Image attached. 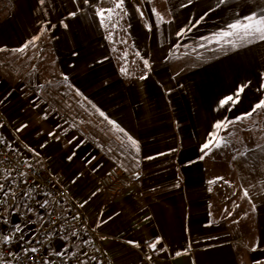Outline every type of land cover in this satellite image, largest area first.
I'll list each match as a JSON object with an SVG mask.
<instances>
[{
  "label": "crops",
  "instance_id": "1",
  "mask_svg": "<svg viewBox=\"0 0 264 264\" xmlns=\"http://www.w3.org/2000/svg\"><path fill=\"white\" fill-rule=\"evenodd\" d=\"M117 2L0 0L10 6L0 57L34 62V93L0 62V140L71 194L105 235L108 264L264 261V108L237 120L264 100V40L218 38L264 15V0ZM101 9L115 11L102 23ZM241 88L237 103L221 106ZM210 134L221 145L203 155ZM111 168L124 187L103 199L98 181ZM45 215L34 211V238ZM51 247L88 243L58 236Z\"/></svg>",
  "mask_w": 264,
  "mask_h": 264
},
{
  "label": "built area",
  "instance_id": "2",
  "mask_svg": "<svg viewBox=\"0 0 264 264\" xmlns=\"http://www.w3.org/2000/svg\"><path fill=\"white\" fill-rule=\"evenodd\" d=\"M0 182L4 188L0 197V264H79L83 257L88 264H108L99 243L105 235L88 222L76 200L44 168L1 140ZM124 182L119 169H109L98 181L103 199L119 195ZM38 209L46 215L34 238V211ZM28 223L33 224V232L22 236L21 228ZM58 236L85 241L88 248L54 250L51 243ZM33 248L37 251L32 252Z\"/></svg>",
  "mask_w": 264,
  "mask_h": 264
},
{
  "label": "snow or ice",
  "instance_id": "3",
  "mask_svg": "<svg viewBox=\"0 0 264 264\" xmlns=\"http://www.w3.org/2000/svg\"><path fill=\"white\" fill-rule=\"evenodd\" d=\"M40 2L43 3V0H40ZM219 2L221 4H223L225 2V0H219ZM85 3H88V0H85ZM122 6H123V0H119V2H117L115 4L116 9L122 8ZM105 11H107L109 13L108 18L111 19V13H113L115 11V9H108V10L101 9L97 12V15L102 18V21H101L102 23H103V17L105 15ZM73 15H74V13H73ZM228 28L232 29V31L231 32H228V31L221 32L218 34V38L230 36L236 32L243 31L246 35H250L252 32L258 33L259 38L261 40H264V15H261L259 18L256 17L255 15L247 16V17H245L244 22L237 21L236 23L229 24ZM182 32H183V30H181V32L177 33V35L178 36L181 35ZM37 38L38 37H34L33 41ZM30 43H31V41H30ZM25 47H27V45H25ZM18 51H23V48L18 49ZM145 66L147 67V61H145ZM122 71H123V69H122ZM143 78L144 77H141V79H143ZM241 91H243V88H241L237 91V93L235 94V98L232 96H229L226 99L221 100L220 101L221 106H224L229 102H231L233 104L237 103L239 100V93ZM262 108H264V100H261L258 104H256L253 107L252 111L246 113L244 117H237V120L244 119L246 117H250L258 109H262ZM228 123L229 122H227V121L218 122L217 124L214 125V127L217 129V131H219L221 128H226L228 126ZM129 139L131 140V137H129ZM131 142L133 145H135V143H136L134 140H132ZM220 145H221V140L218 138V136L215 134H210V139L202 146L201 151H202L203 155H207L208 151H210L212 147H220ZM201 158H203V156ZM69 159H71V157ZM210 183H212V182L210 181ZM2 188H3V185H0V189H2ZM4 194L7 195V193H4ZM245 195H247V193H245ZM4 240H5V242H7L8 237H4ZM158 242L159 241L157 240L156 243H158ZM156 243L150 244L149 246L152 248H155ZM31 251L35 252L37 250L35 248H33V249H31Z\"/></svg>",
  "mask_w": 264,
  "mask_h": 264
},
{
  "label": "rangeland",
  "instance_id": "4",
  "mask_svg": "<svg viewBox=\"0 0 264 264\" xmlns=\"http://www.w3.org/2000/svg\"><path fill=\"white\" fill-rule=\"evenodd\" d=\"M5 5H8V4H2V5H0V18L2 16L6 15V12L10 10V6L9 5L8 6H5ZM30 45L31 44H28L27 47H29ZM29 52H30V50H29ZM0 53H2V52H0ZM3 54H4V52H3ZM28 55L29 56L27 57L26 60H31L29 53H28ZM1 61H3V62L9 61L8 62V67L7 68H4L3 67L2 68L3 69L2 71L4 72V74L8 75V77L10 76L9 78L11 80H9V81L10 82L12 81L11 83H13L15 85V87L18 84L17 87H20V89L23 87L26 91H28L30 93L31 92L34 93V62L28 61V62H26L27 63V68L26 67L21 68V65H19L18 61L15 63V61H16L15 53H12V51H10V52L7 51V54L6 55L4 54L2 57H0V62ZM31 65H32V67H31ZM19 74L23 75L22 76L23 78L20 77V76H18ZM39 75L42 76V75H45V74H41V72H40ZM11 76L16 77V78H12ZM236 206H235V208L237 209L238 206L237 207ZM234 214H235V216L238 215L237 213H234ZM254 264H264V261H259V262H256Z\"/></svg>",
  "mask_w": 264,
  "mask_h": 264
},
{
  "label": "trees",
  "instance_id": "5",
  "mask_svg": "<svg viewBox=\"0 0 264 264\" xmlns=\"http://www.w3.org/2000/svg\"><path fill=\"white\" fill-rule=\"evenodd\" d=\"M5 6H8V5H5ZM8 8V7H7ZM4 10V9H3ZM9 10V9H8ZM3 189L4 188H2V189H0V197H1V195H2V193H3Z\"/></svg>",
  "mask_w": 264,
  "mask_h": 264
}]
</instances>
